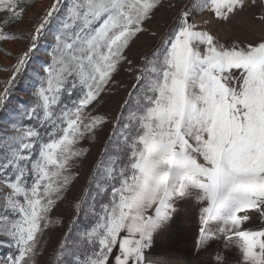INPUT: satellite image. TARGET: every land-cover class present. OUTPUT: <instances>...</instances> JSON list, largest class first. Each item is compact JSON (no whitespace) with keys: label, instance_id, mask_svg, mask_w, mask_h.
<instances>
[{"label":"snow or ice","instance_id":"1","mask_svg":"<svg viewBox=\"0 0 264 264\" xmlns=\"http://www.w3.org/2000/svg\"><path fill=\"white\" fill-rule=\"evenodd\" d=\"M22 2L0 0V9L9 13L0 20V40L14 38L4 29L22 18ZM159 5L160 0H78L71 9L72 26L79 31L73 32L70 42L67 36L57 37L60 54L49 68L47 87L39 90L38 107L51 121L60 94L77 87L70 76L78 80L83 96L57 117L64 126L59 135L40 144L37 159L22 154L39 144L40 134L28 129L19 137L12 158L0 164L5 176L14 173L0 180L5 207L19 214L15 221L8 215L0 217V230L19 246L13 264H29L35 256L49 212L72 182L69 169L82 154L75 146L102 122L87 116L85 109ZM198 6L226 19L244 7V0H200ZM44 26L39 25L36 36ZM201 46H206L203 51ZM154 55L151 95H146L137 118L140 130L129 162L119 172L120 187L113 188L110 204L87 233L98 241L99 251L84 264H109L114 249H118L115 264H140L153 233L174 210L173 201L193 192L207 202L199 243L211 239L206 227L215 222L220 231L232 234L229 241L235 237L242 264H264V228L243 229L249 217L241 214L247 210L264 214V41L225 47L211 33L198 30L189 11H184ZM26 56L18 61L17 71ZM234 70L240 73L238 78ZM217 260L223 262V257Z\"/></svg>","mask_w":264,"mask_h":264},{"label":"rangeland","instance_id":"2","mask_svg":"<svg viewBox=\"0 0 264 264\" xmlns=\"http://www.w3.org/2000/svg\"><path fill=\"white\" fill-rule=\"evenodd\" d=\"M77 2L23 0L22 18L4 29L14 38L0 40V97H3L0 103V164L12 158L13 152L19 147V137L28 129H34L40 134L39 144H34L32 150L23 151L22 154L32 160L37 159L40 144L47 142L53 135H59L58 129L64 126L57 117L62 115L65 108L71 109L73 102L83 96L78 80L70 76L68 80L76 83L77 87L60 94V102L52 106L51 121L44 119L43 109L38 107L39 90L47 87L49 68L60 54L57 37L67 36L70 42L73 32L79 31L70 20L71 9ZM199 3L200 0H160V5L142 25L143 31L137 33L123 50L124 59L103 85L97 98L85 109L87 116L100 117L102 122L86 132L76 144V149L82 154L73 159L69 169L72 182L49 212L48 222L38 235L36 254L29 264H84L94 252L99 251L98 241L90 240L87 233L97 225L104 214L103 209L110 204L113 188L120 187L119 172L128 164L133 139L140 130L137 118L147 103L146 95H151L148 86L152 75L150 69L157 59L154 54L176 29L182 12L189 11L190 20L196 24L197 29L211 33L218 44L225 47L235 45L243 48L264 41V0H244V7L226 19L216 17L210 9L200 8ZM50 10L51 16L48 15ZM8 15V12L0 9V20ZM41 23L45 26L36 36V29ZM205 47L201 46V51ZM25 53L27 56L24 64L17 71L18 61ZM233 75L238 78L240 73L234 70ZM4 172V169H0V180L14 175L9 172L5 176ZM91 181L96 184L90 186ZM31 182L30 178L28 183ZM206 204L195 192L175 199L174 210L169 219L153 233L151 243L143 250V261L140 264H148V258L158 252L154 249L164 247L162 240L172 243V240L180 237L183 241L178 249H183V254L191 252V258L196 264H234L236 260V264H242L238 262L242 253L236 246L235 237L229 241V233L220 231L221 225L218 223L207 225L206 231L211 239L203 245L199 243L201 229L205 228L202 209ZM87 212L94 215L95 222L90 229L81 233V238L86 240L79 243L85 247V253L89 254L90 250L84 260L65 243L68 234L78 224V219ZM258 213L262 219L263 214ZM5 215L12 221L19 219L18 213L5 207L4 192L0 191V217ZM257 224L264 228V218ZM159 230H165L164 235L158 236ZM153 238L163 239L160 242ZM0 246L3 248L0 250V264H13L19 256L16 240L0 230ZM117 254L118 249H114L109 264H115L114 256ZM218 256H224L223 262L217 260Z\"/></svg>","mask_w":264,"mask_h":264},{"label":"bare ground","instance_id":"3","mask_svg":"<svg viewBox=\"0 0 264 264\" xmlns=\"http://www.w3.org/2000/svg\"><path fill=\"white\" fill-rule=\"evenodd\" d=\"M242 215H247L249 217V219L243 223L242 228H245L248 230H259V229H261V227H258L259 225L257 223L260 222L264 218V214L262 215V219H261V215H259L258 211H255V210H247L246 212L242 213ZM163 232H165V230H159L158 236L164 235ZM231 235H232L231 233L228 234V236H231ZM215 238H217V237H215ZM153 239L160 241L163 238H161V239L153 238ZM162 241L165 244L164 247L160 250L154 249V251H158V252L153 254L154 256H151L150 258H148V261H149L148 264H196V261H194L191 258V252H187L186 254H183L182 250L178 249L179 245L182 243L181 241H183L182 237L175 238L174 240H172V243L171 242L168 243L165 240H162ZM230 256H233V254ZM195 259H197V258H195ZM142 261H143V259H142ZM238 262H242V257H241V259H239ZM140 263H142V262L140 261ZM231 263H233V262L231 261ZM236 263H237V260L234 261V264H236Z\"/></svg>","mask_w":264,"mask_h":264},{"label":"trees","instance_id":"4","mask_svg":"<svg viewBox=\"0 0 264 264\" xmlns=\"http://www.w3.org/2000/svg\"><path fill=\"white\" fill-rule=\"evenodd\" d=\"M1 114V111H0ZM121 127V126H117ZM96 184V182L91 181L90 186H94ZM92 190V189H91ZM91 193H89L90 195ZM78 224H76L75 222V226L73 227V230L68 234L67 237V242L65 243L67 247H70V249L72 251L76 250V254L78 256L81 257V259H86V257H88V255L90 254V250H89V254L85 253V247H83L79 241L81 242L83 239L86 240L85 238H81V233L83 231H86L88 229H90L89 227L93 225V223L95 222L94 219V215L93 214H89L87 213H83L82 216L78 219ZM81 239V240H80ZM3 249L2 246H0V250ZM3 251V250H2ZM74 257L70 258V260H72ZM65 261L67 262V259L65 258ZM72 262V261H71ZM59 264H63V263H59Z\"/></svg>","mask_w":264,"mask_h":264},{"label":"crops","instance_id":"5","mask_svg":"<svg viewBox=\"0 0 264 264\" xmlns=\"http://www.w3.org/2000/svg\"><path fill=\"white\" fill-rule=\"evenodd\" d=\"M186 247H187V243H186ZM183 250V249H182Z\"/></svg>","mask_w":264,"mask_h":264}]
</instances>
